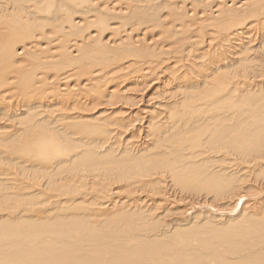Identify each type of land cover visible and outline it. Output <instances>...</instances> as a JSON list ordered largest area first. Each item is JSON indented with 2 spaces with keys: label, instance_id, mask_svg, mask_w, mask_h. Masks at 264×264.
Here are the masks:
<instances>
[{
  "label": "bare ground",
  "instance_id": "6f19581e",
  "mask_svg": "<svg viewBox=\"0 0 264 264\" xmlns=\"http://www.w3.org/2000/svg\"><path fill=\"white\" fill-rule=\"evenodd\" d=\"M0 264H264V0H0Z\"/></svg>",
  "mask_w": 264,
  "mask_h": 264
},
{
  "label": "rangeland",
  "instance_id": "374dc122",
  "mask_svg": "<svg viewBox=\"0 0 264 264\" xmlns=\"http://www.w3.org/2000/svg\"><path fill=\"white\" fill-rule=\"evenodd\" d=\"M205 209L210 210V209H208V208H205ZM212 210H213V209H211V211H212ZM220 217H221V216H219V218H218V217L216 216V217H214V218H216V220H217V219H218V220L220 219V221H222L224 218L221 217V218H222V219H221ZM220 221H219V222H220Z\"/></svg>",
  "mask_w": 264,
  "mask_h": 264
}]
</instances>
